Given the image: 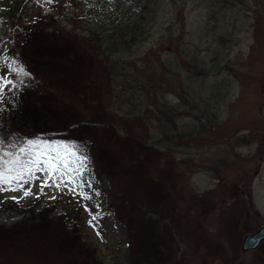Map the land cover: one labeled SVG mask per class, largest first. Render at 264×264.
<instances>
[{"label":"rangeland","instance_id":"1","mask_svg":"<svg viewBox=\"0 0 264 264\" xmlns=\"http://www.w3.org/2000/svg\"><path fill=\"white\" fill-rule=\"evenodd\" d=\"M0 53L19 61H0L11 175L40 193L45 146L74 167L84 145L92 197L58 175L0 192V264H245L264 223V0H0Z\"/></svg>","mask_w":264,"mask_h":264},{"label":"snow or ice","instance_id":"2","mask_svg":"<svg viewBox=\"0 0 264 264\" xmlns=\"http://www.w3.org/2000/svg\"><path fill=\"white\" fill-rule=\"evenodd\" d=\"M0 61H3L5 64L9 62L13 64L19 63L18 59H14L11 56H6L3 53H0ZM13 71H17L18 73L23 74L25 76H29V77L31 76L30 73L24 71L23 67H21L20 69H13ZM8 84H12V81L8 80L5 76H0V102L6 99V97L3 96L2 93L4 91L5 86ZM13 87H16V85L13 84ZM2 143L3 142H0V192L8 191V190L18 191L20 189H23V196L21 198L29 197L32 195L39 196L40 194H44L45 187L51 188L55 186V188L60 189L61 183L67 180L72 185L70 191H73L74 193L78 194L82 200H90L92 198L90 193H87L83 190L85 186L89 188L91 187L90 182L87 180H81L78 183V179H77L81 176L83 167L85 166L84 161H86L87 159L86 146L82 145L78 148V151H80V156L75 157L74 167L69 166L70 161L67 157L69 155L74 156L75 154L70 153L68 151L66 144L61 142L56 145L45 146L46 151H50L55 155L54 156L50 155L46 160L43 161V164L45 165L44 167H40L41 162L39 161V159L32 161V164L35 165L40 172H45V171L49 172L48 178L41 182L40 193L34 194L32 193L31 186L25 188L24 185L28 184L29 181L32 180L33 178L39 180L40 177L34 176V173L32 172L31 169L28 170L29 173H31L28 177V180L24 179L23 172H20L16 175H11L14 169L6 167L5 161L3 159L4 152L2 148ZM28 143L29 145H31L33 142L29 141ZM69 173H72V175H69ZM57 175L59 176L61 183L56 182ZM48 181H51V183H49ZM13 182H18V187L10 189V186ZM6 185L8 187H5ZM64 187L68 188L69 184L65 183ZM12 199L16 200L17 198L12 197ZM49 199L54 200L56 199V197L51 196L49 197ZM83 206L85 208V211L89 213V219H88L89 226L93 227V229L97 231V235L100 236L101 235V232L99 230L100 226L99 224L95 223V221L99 219L101 213L97 211L95 214H93L91 209L87 205H83ZM96 207L98 209L99 205H96Z\"/></svg>","mask_w":264,"mask_h":264},{"label":"flooded vegetation","instance_id":"3","mask_svg":"<svg viewBox=\"0 0 264 264\" xmlns=\"http://www.w3.org/2000/svg\"><path fill=\"white\" fill-rule=\"evenodd\" d=\"M239 207H240V214L247 215L246 226L250 228L255 223L254 221L255 216L252 215L254 213H252V211L249 210L248 204L245 207H242V206H239ZM261 231L264 233V223L261 224L260 226H256L254 229H250V231H248L247 229L246 234H244L241 237L238 252H239L240 259H243L245 264H264V238L259 242V244L255 248L247 249V250L244 249L245 237L247 235L258 234Z\"/></svg>","mask_w":264,"mask_h":264},{"label":"trees","instance_id":"4","mask_svg":"<svg viewBox=\"0 0 264 264\" xmlns=\"http://www.w3.org/2000/svg\"><path fill=\"white\" fill-rule=\"evenodd\" d=\"M92 10V9H91ZM91 10L86 7L85 9V16L84 17H91ZM101 15V14H100ZM92 18V17H91ZM96 21V20H95ZM106 20H104L105 22ZM100 18H98V21H96L94 23V25H92L93 27H91L94 31H97V32H101L102 33V27H100ZM135 30H134V33L138 32V28L139 25L138 24H135ZM134 26H132V28H134ZM89 27H87L86 29L84 30H88ZM122 30L124 31V29L122 28ZM103 32H104V29H103ZM124 36V35H123ZM125 37V36H124ZM121 38V37H120ZM126 41H124L123 39H119L117 40V38H114V42L112 43V45H110L108 48H105V51L103 52L105 54V56H110L111 53H114L115 51H118V50H121L122 48H126V45H125Z\"/></svg>","mask_w":264,"mask_h":264},{"label":"water","instance_id":"5","mask_svg":"<svg viewBox=\"0 0 264 264\" xmlns=\"http://www.w3.org/2000/svg\"><path fill=\"white\" fill-rule=\"evenodd\" d=\"M263 238L264 233L262 231L256 235L247 236L245 238L244 249L255 248Z\"/></svg>","mask_w":264,"mask_h":264}]
</instances>
